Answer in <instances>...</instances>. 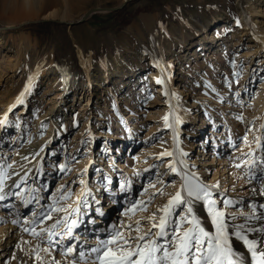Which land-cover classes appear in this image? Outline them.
I'll return each mask as SVG.
<instances>
[{
	"label": "rangeland",
	"instance_id": "374dc122",
	"mask_svg": "<svg viewBox=\"0 0 264 264\" xmlns=\"http://www.w3.org/2000/svg\"><path fill=\"white\" fill-rule=\"evenodd\" d=\"M125 1L40 0L28 12L0 0V190L5 193L6 183L20 176L25 181L16 183L20 197H12V206L0 201V210L13 212L0 221V264H40L37 252L43 264L73 260L59 248L44 252L46 237L24 231L25 218L30 221L31 209L39 208L22 203L32 189H39L45 205L63 189L57 207L68 210L77 207L86 183L101 189L99 208L107 216L93 212L92 218L102 231L146 217L167 202L180 186L179 179L167 184L173 174H165L167 163L181 158L177 149L195 165L193 172L204 170V182L218 183L240 202L225 211L248 212L247 191L260 181L235 165H243L249 151L261 154L256 141L264 142V54L256 55V40L243 35L241 14L264 31V0H135L118 10L130 17L127 26L118 11L77 24L90 9L118 8ZM153 71L159 73L156 81L149 77ZM90 92V105L81 107V93ZM165 151L174 156L160 157ZM111 160L115 165L108 167ZM125 180L132 181L127 197L142 201L167 186L129 221L121 215ZM61 215L66 213H53L37 231ZM7 224L15 243L3 256L11 240L3 236ZM91 226L78 228L85 247L96 242L93 233L88 236Z\"/></svg>",
	"mask_w": 264,
	"mask_h": 264
},
{
	"label": "snow or ice",
	"instance_id": "6c2138e0",
	"mask_svg": "<svg viewBox=\"0 0 264 264\" xmlns=\"http://www.w3.org/2000/svg\"><path fill=\"white\" fill-rule=\"evenodd\" d=\"M157 83L161 81L158 79ZM164 119L167 122L168 117ZM165 126H168L167 123ZM242 140L246 142L247 136ZM256 142L261 154L257 156L253 151H249L244 154L243 165L236 164L235 167H246L249 179L260 181V187L254 188L253 191L257 196L264 197V142L260 138H257ZM228 143L233 148L237 147L231 140ZM177 152L181 158L174 162L169 161L165 174H173V179L167 184L174 185L179 179L180 186L174 193L169 194L163 206L157 207L150 215L130 223L121 220L119 224L99 231L95 227V219L90 214L92 202L98 204L99 201H95L90 191L82 194L77 207L68 210L63 205L57 207L65 199L63 189L61 196L54 203L45 205L41 203V199L45 198L39 197V189L34 188L29 193L31 199H22V203L25 206L34 203L39 205V208L31 209L30 221L25 218V223L29 226L25 227L24 231L34 236L43 234L46 237L44 243L48 245L43 251L49 252L50 248H59L65 257H73L70 264H264V203L249 201L248 212L241 211L239 215L225 211L237 207L240 202L233 201L226 193H222L218 183L204 182L192 171L195 165L187 164L183 159L187 154L179 149ZM164 156L173 157L174 153L161 152L160 157ZM161 163L164 161L161 160ZM59 168L63 170L64 166L59 165ZM3 180L4 176L0 174V185ZM104 181L106 184L110 183L107 177H104ZM24 182L22 179L21 183ZM131 184V180L120 184V192L125 193L127 199L121 215L126 216L129 221H132L136 212L146 211L155 195H163V187L167 186L163 184L151 199L142 201L127 197L131 192ZM151 186L155 187V184ZM16 188L19 189L20 184H17ZM9 195L20 197V192L5 194L0 190V201L8 199ZM197 205L206 210V216L203 218L196 212ZM58 212L66 215L58 216L49 226L37 231L38 225L51 220L53 213ZM94 212L98 216L104 215L99 207L95 208ZM238 220L241 222L237 223ZM142 221L148 227L145 228ZM256 223L260 226L257 227ZM89 224L93 226L92 233L96 242L85 247L87 242L82 241L80 234L75 230ZM234 241L241 243L246 251L237 250ZM35 259L43 264L38 252ZM53 264L60 262L53 260Z\"/></svg>",
	"mask_w": 264,
	"mask_h": 264
},
{
	"label": "bare ground",
	"instance_id": "6f19581e",
	"mask_svg": "<svg viewBox=\"0 0 264 264\" xmlns=\"http://www.w3.org/2000/svg\"><path fill=\"white\" fill-rule=\"evenodd\" d=\"M40 2V0H10V4L9 5H14V6H20V7H22L23 9H25L26 11H28V12H30V10L31 9H33V8H37V6H38V3ZM27 15H30L31 16V14H29V13H27ZM50 16H52V15H50ZM251 21H250V19H249V16H245L244 14H241V24H243V26L245 27V29H244V34L243 35H245V36H251V37H253V39H255L256 40V43H257V49H258V52H256V55H260V52H263V54H264V31H262L261 29H259V27H258V25H256V24H254L253 23V26H252V23H250ZM144 23V22H143ZM250 24H251V26L252 27H250ZM151 38L153 39V40H156L155 39V36H154V34H152V36H151ZM158 59V57L157 58H155V60L154 61H156ZM170 62H173V61H170ZM174 63H176V62H174ZM158 65V63H155V65ZM156 67V66H155ZM150 78H152V79H154V81H156V79L159 77V73H157V72H151V74H150V76H149ZM91 96H92V93L90 92L89 94H86V93H81V95H80V97H79V99H78V101L80 100L81 101V103H85V105H80L81 107H85V106H88V105H90L89 104V102H90V100H91ZM84 110V109H83ZM193 148H195L194 146H192L191 147V149H193ZM215 155L216 154H214L213 155V161L216 159H214V157H215ZM113 160V159H112ZM112 160H111V164H109L108 165V167H111L110 165H115V163L114 162H112ZM212 161V162H213ZM210 165H212V163H209ZM204 165H206L205 163H204ZM204 170H201L200 171V173H197V175L199 176V177H201V175H202V172H203ZM229 178H230V182L231 181H233L232 180V178H233V176H232V174H230L229 175ZM23 179V177L22 176H20V177H18V178H15L13 181H11V182H9V183H6V186H7V188H6V190H5V194H10V193H12V192H15V190L17 189L16 188V183H18V182H20L21 183V180ZM254 182L256 181V179H252ZM85 192H87V191H90L91 192V194H92V196H95V201H99V203L97 204H95L94 206H96V207H99L100 206V204H101V198H99L98 196H97V192L98 191H101V189H99V190H95V188L92 186L91 187V185L89 184V183H86L85 185ZM255 186H257L258 187V184L257 185H255ZM260 187V186H259ZM258 187V188H259ZM247 196H246V198L247 199H249V201H252V202H254V203H257V204H259V203H264V197H260V196H257L256 194H255V192L253 191V189H251L250 191H247ZM12 197L13 196H11V195H9V197H8V199H6V200H4L3 201V204H2V206H4L6 209H7V207H10V206H12V203L11 202H9V201H12L11 199H12ZM31 199V197H29V198H27L26 200H30ZM42 200V199H41ZM4 202H6V204L4 203ZM93 205H92V212H91V216H93L94 215V207ZM13 208V207H12ZM104 208L105 207H102V208H100L101 209V211L104 213V215L106 214V212L104 211ZM196 209L197 210H199V212L200 213H203L205 216H206V210L202 207V206H200V205H197V207H196ZM1 212H0V221L2 220V219H4V218H9L10 217V215L11 214H13V212H8V211H5V210H0ZM93 213V214H92ZM107 215H105L104 216V218L106 217ZM94 218V217H93ZM102 218V217H101ZM96 221V220H95ZM96 223H99V221H96ZM104 225V224H103ZM256 226L257 227H259L260 225H259V223H256ZM12 227H11V225L10 224H7L6 226H5V228H3V236L4 235H6L7 234V237H8V239H9V237H10V241H5V247L3 248L5 251H6V253L5 254H3V256L4 255H6L7 254V252L9 251V249H11L12 247H14V246H12V243H15V236L13 237L12 235H10V229H11ZM81 229H83V225L80 227ZM90 230L88 231V236H89V234H92V226L91 227H88ZM101 230V229H100ZM76 232H79L80 230L79 229H76L75 230ZM12 234V233H11ZM83 240V239H82ZM234 247L237 249V250H239V251H242V252H245L246 250L243 248V245L241 244V243H239V242H236V241H234ZM249 260H250V257H249Z\"/></svg>",
	"mask_w": 264,
	"mask_h": 264
},
{
	"label": "water",
	"instance_id": "95a60500",
	"mask_svg": "<svg viewBox=\"0 0 264 264\" xmlns=\"http://www.w3.org/2000/svg\"><path fill=\"white\" fill-rule=\"evenodd\" d=\"M133 1H135V0H127V1H125L124 3H122L118 8H105V9H104V8H103V9H101V8H95V9H90V10L87 11V14H86L85 16H83V17L80 19L79 22H77V24H83L84 22L87 21V19H88L91 15H93V14H95V13H103V12H113V11H118V10L122 9L125 5H127V4H129V3H133ZM62 23H63V22H62ZM63 24H65V25H67V26H72V25H73V23L70 24V23H67V22H65V23H63Z\"/></svg>",
	"mask_w": 264,
	"mask_h": 264
},
{
	"label": "trees",
	"instance_id": "16d2710c",
	"mask_svg": "<svg viewBox=\"0 0 264 264\" xmlns=\"http://www.w3.org/2000/svg\"><path fill=\"white\" fill-rule=\"evenodd\" d=\"M123 12H120V11H118L116 14H120V15H122L119 19H120V24L122 25V26H127L128 24H129V21H130V17L129 16H126V15H123L122 14Z\"/></svg>",
	"mask_w": 264,
	"mask_h": 264
}]
</instances>
